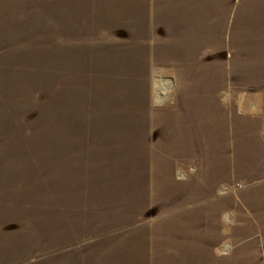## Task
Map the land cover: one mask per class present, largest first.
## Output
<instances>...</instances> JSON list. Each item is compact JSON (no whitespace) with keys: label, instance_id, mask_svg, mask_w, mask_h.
I'll use <instances>...</instances> for the list:
<instances>
[{"label":"rangeland","instance_id":"374dc122","mask_svg":"<svg viewBox=\"0 0 264 264\" xmlns=\"http://www.w3.org/2000/svg\"><path fill=\"white\" fill-rule=\"evenodd\" d=\"M0 264H264V0H0Z\"/></svg>","mask_w":264,"mask_h":264}]
</instances>
